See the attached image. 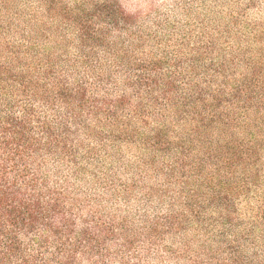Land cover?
I'll return each mask as SVG.
<instances>
[{"label":"trees","instance_id":"1","mask_svg":"<svg viewBox=\"0 0 264 264\" xmlns=\"http://www.w3.org/2000/svg\"><path fill=\"white\" fill-rule=\"evenodd\" d=\"M103 3L109 12L117 1ZM122 9L118 41L104 37L96 58L0 57V264H264L259 225L242 232L193 206L162 211V200V216L137 217L78 188L85 168H100L95 147L147 129L220 132L227 140L212 137L228 149L223 167L249 164L256 136L236 139L237 129L254 112L264 122L255 75L242 83L224 66L177 59L167 68V56L145 54L146 26H130Z\"/></svg>","mask_w":264,"mask_h":264},{"label":"rangeland","instance_id":"2","mask_svg":"<svg viewBox=\"0 0 264 264\" xmlns=\"http://www.w3.org/2000/svg\"><path fill=\"white\" fill-rule=\"evenodd\" d=\"M116 1L107 12L103 0H0V57L76 58L83 53L96 58L104 37L118 41L114 26L123 7L132 16L130 26H146L144 52L150 58L167 56V68L175 59L224 66L242 83L255 75L251 80L258 85L257 97L264 100V0ZM250 123L239 127L235 138L256 136L254 158L249 164L238 159L229 168L221 163L228 149H220L212 137L227 140L220 132L200 139L189 124L175 132L164 128L162 136L157 135L160 129L154 134L142 129L136 138L117 131L119 141L95 147L100 168H85L87 176L80 178L78 188L137 217L162 216L165 206L173 207V213H190L193 206L206 222L225 216L242 232L254 225L262 231L264 122L254 112ZM226 199L230 207L224 205Z\"/></svg>","mask_w":264,"mask_h":264}]
</instances>
